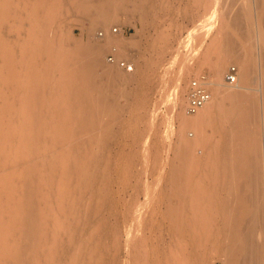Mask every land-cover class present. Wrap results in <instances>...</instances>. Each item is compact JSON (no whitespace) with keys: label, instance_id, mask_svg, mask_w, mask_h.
Segmentation results:
<instances>
[{"label":"bare ground","instance_id":"obj_1","mask_svg":"<svg viewBox=\"0 0 264 264\" xmlns=\"http://www.w3.org/2000/svg\"><path fill=\"white\" fill-rule=\"evenodd\" d=\"M221 1L208 3L212 19ZM142 6V0H33L24 11V0H0V96L6 103L14 98L19 105L14 107L31 119H8L12 104L0 115V264H93L105 240L117 238L119 231L109 234L107 224L94 230L100 238L95 245L80 241L84 235L78 234L89 228L87 200L110 199L109 188L98 182V169L112 165L106 151L119 120L112 111L120 96H129L122 83L127 74L103 57L110 45L117 57L128 53L123 29L114 22L121 10ZM256 8L262 25L259 52L252 49L255 41L252 50L242 43L248 36L253 39L254 30L243 32L246 16L252 15L248 3L230 17L226 12L220 41L209 45L198 64L193 42H186L188 64L169 99L179 133L172 144L175 156L169 162L165 199L167 218L182 214L176 225L180 228L184 219L182 234L190 240L183 242L185 253L163 259L155 242L152 264H175L173 255L180 264H264V0H257ZM64 12L89 21L82 27L87 38L74 40L72 53L48 46ZM10 29L17 30L15 43L7 34ZM231 61L238 66L234 83L223 78ZM196 65L199 71L205 65L210 69L205 79L201 73L195 79L209 88L211 97L189 112L183 82ZM206 143L218 152L206 163L213 168L207 189L200 177L205 173L196 177L198 163L192 160L196 149H208ZM99 183L105 193L97 190ZM222 246L220 256L209 263Z\"/></svg>","mask_w":264,"mask_h":264},{"label":"rangeland","instance_id":"obj_2","mask_svg":"<svg viewBox=\"0 0 264 264\" xmlns=\"http://www.w3.org/2000/svg\"><path fill=\"white\" fill-rule=\"evenodd\" d=\"M32 2L33 0H24V11ZM209 2L210 0H142L143 6L140 10L136 11L131 7L121 10L120 19L118 18L120 23L118 21L114 22L116 25L113 23L115 28L123 29L128 53L126 52L124 57H117L114 45H110L103 59L110 64L115 63L108 58L110 53L115 52L113 54L118 59L128 60L134 66V70L128 71L126 67L120 65L127 74L122 83L129 96L127 98L120 96V101L116 104L118 108L112 111L119 118L114 122L106 151L111 156L112 168L109 166L111 170L106 168V171L98 169L99 175L98 170L96 171L100 176L98 182L109 188L112 200L98 201L88 196L90 198L86 202L84 218L90 221L89 228L87 233L78 234L79 237L84 235L81 238L84 239L80 241L88 240L95 245L100 241L94 233L99 226L107 224L106 231L109 234H112L113 230L119 231L116 239L107 238L106 245L96 250L93 264H97L100 259H103L105 264H152L155 258L153 254L155 242H158L161 249L162 259L169 253L182 254L188 249L183 243L190 240L189 236L182 234L186 225L184 219L180 228L176 225V221L181 222L180 218L183 216L180 214L179 218L176 216L167 218L169 209L165 199L169 190V162L175 156L172 144L177 141L179 133V123L172 113L169 101L175 87V79L188 64L190 53L186 42L189 39L193 42L194 60L198 64L209 45L220 41L219 31L226 19V12L229 11L230 17L238 8L248 3L252 15L246 16L243 32H248L246 29L254 30L253 39L248 36L242 43L244 47L251 49L250 43L255 41V48L252 49L260 51L258 38L262 25L260 13L256 8L257 0H222L214 13V19L209 13ZM63 15L55 24V33L48 46L60 47L62 53H72L73 41L80 37L83 40L87 38L88 32L86 30L82 33V27H87L89 21L74 12H64ZM29 23V21L24 23V27ZM203 26H206L205 30L201 29ZM7 34L13 43L18 40L17 30H7ZM79 61L85 63L84 58ZM231 65H235L238 70L237 64L231 61L226 71ZM198 66L192 69L186 82L185 80L183 82L187 94L185 98L189 97L190 85L195 76L201 73V77L204 78L210 73L208 66L205 65L201 71L197 69ZM224 74L223 78L227 81L226 73ZM13 100L14 98H11L8 100L9 103H6L0 96V115L12 104L14 109L10 110L12 108L10 107L9 112L7 111L8 119L13 118L12 121L19 122L18 118L19 120L21 118L30 122L31 119L26 117L27 114L21 108L14 107V104L19 105ZM206 145L207 150L200 148L192 153L194 156L192 160L198 163L193 169V172L196 171V177L205 173L200 177L204 179L207 189L213 168L206 163L218 152L211 148L210 143ZM226 149L222 148V151ZM100 183L97 190L102 191L104 188L99 186L104 185ZM210 191L212 190L207 192ZM103 192L105 193V189ZM94 212L100 213L101 216L98 217ZM223 248L222 246L216 249L210 256L209 263L220 256ZM172 257L176 259L175 264H180V257L177 255ZM215 262L221 264L219 261Z\"/></svg>","mask_w":264,"mask_h":264},{"label":"built area","instance_id":"obj_3","mask_svg":"<svg viewBox=\"0 0 264 264\" xmlns=\"http://www.w3.org/2000/svg\"><path fill=\"white\" fill-rule=\"evenodd\" d=\"M108 58L110 61L117 62L129 70L132 69V64L129 63L128 60L118 59L113 53H110ZM226 79L231 83L236 82L237 67L235 65H231L229 67L226 73ZM210 97H211V92L204 85V83H201L199 80L194 79L190 87L188 107H187L188 111L189 112L197 111L200 107H202L210 99Z\"/></svg>","mask_w":264,"mask_h":264}]
</instances>
